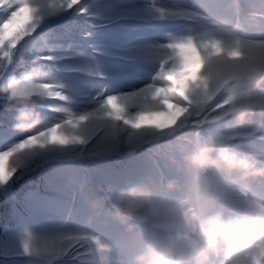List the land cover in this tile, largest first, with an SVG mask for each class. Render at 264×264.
<instances>
[{"label": "snow or ice", "instance_id": "1", "mask_svg": "<svg viewBox=\"0 0 264 264\" xmlns=\"http://www.w3.org/2000/svg\"><path fill=\"white\" fill-rule=\"evenodd\" d=\"M118 21H133L138 31L105 38ZM241 35L244 55L264 62V0H190L177 6L159 0L139 5L0 0V80L38 60L50 73L49 100L62 102L37 103L41 127L30 134L13 132V114L0 108V194L14 199L12 185L34 170L41 169L44 179L43 191L30 190L22 198L19 227L0 242V256L23 258V264H85L96 246L129 252L134 241L90 223L87 202L96 194L72 165L131 156L145 146L156 147L165 160L193 136L221 131L222 124L213 126L218 123L214 105L193 107L195 86L189 85L184 98L175 94L167 81L176 73L168 64L178 49L190 58L194 51L203 55L213 42H239ZM17 63L18 73L11 70ZM72 74L89 79L81 84ZM257 134L264 142V121L251 138ZM163 168L156 161L154 168L110 174L106 186L163 176ZM42 217L63 218L54 221L56 235L43 239L36 232L33 221ZM73 218L78 223L69 227Z\"/></svg>", "mask_w": 264, "mask_h": 264}, {"label": "clouds", "instance_id": "2", "mask_svg": "<svg viewBox=\"0 0 264 264\" xmlns=\"http://www.w3.org/2000/svg\"><path fill=\"white\" fill-rule=\"evenodd\" d=\"M244 39L213 42L190 58L179 49L171 55L176 78L167 82L175 94L184 98L195 86L193 107L214 105L222 130L171 149L163 176L94 195L90 223L135 246L127 253L96 246L85 264H264V142L242 140L264 121V62L244 55ZM50 83L38 60L0 80V108L13 114V132L41 127L36 105L50 99Z\"/></svg>", "mask_w": 264, "mask_h": 264}, {"label": "trees", "instance_id": "3", "mask_svg": "<svg viewBox=\"0 0 264 264\" xmlns=\"http://www.w3.org/2000/svg\"><path fill=\"white\" fill-rule=\"evenodd\" d=\"M113 0H108L104 5H111L120 3ZM248 2V0H247ZM163 3L171 4L170 2L164 1ZM162 3V4H163ZM171 6H173L171 4ZM134 24L120 23L119 25L109 26L106 30L105 38H111L115 35H121L128 31V27ZM54 30H59L57 26H53ZM102 60V59H101ZM22 68V65L17 63L14 64L11 68L14 72H19ZM130 70H134L130 67ZM72 79L76 80L78 83H85L88 79L80 75H72ZM131 89H125V91ZM93 94H95L93 92ZM50 104H60L62 102L55 101H46ZM51 116H56L58 114L49 113ZM3 118V113H0V119ZM258 121V120H257ZM158 155L164 160L163 155L159 152L156 147H148L135 153L133 156H122L121 158H108L107 160L94 163V162H80L75 163L72 167L76 168L80 175L86 178L87 190L96 195H100L102 190L106 187V176L114 173L124 172L128 169V166L135 164L134 169H145V168H154V156ZM165 161V160H164ZM88 168H92L93 171L97 174L94 182L88 179ZM41 169L34 170L30 174L23 176L15 184L12 185V193L14 194V199L6 197L0 194V242L4 241L8 234L13 230L19 227V218L22 214V198L30 190L39 189L40 191L44 190V179L41 175ZM56 219L54 218L53 222H50L47 218H39L38 220L33 221V227L36 232L41 235V238L48 239L53 235L57 234V228L55 224ZM78 223L76 219L68 221V226L73 227ZM0 264H23V258H7L0 256ZM63 264V262H61Z\"/></svg>", "mask_w": 264, "mask_h": 264}, {"label": "rangeland", "instance_id": "4", "mask_svg": "<svg viewBox=\"0 0 264 264\" xmlns=\"http://www.w3.org/2000/svg\"><path fill=\"white\" fill-rule=\"evenodd\" d=\"M113 1L118 2L119 0H113ZM189 2H190V0H180V2H177V3L173 4V6L188 4ZM163 4H165L166 6H171V4L170 5L167 4V3H163ZM134 30H135V32L138 31V27H136ZM130 67L132 69H134L133 70L134 72H141L142 73V69L140 68V66H138V65H131ZM143 82L144 83H147L148 82L147 78ZM220 123H222V122H220ZM257 124H259V123H257ZM258 135L259 134H257V137H255L256 139H258ZM245 143H247V142H245ZM145 147H147V146H145ZM163 170H164V168H163Z\"/></svg>", "mask_w": 264, "mask_h": 264}]
</instances>
